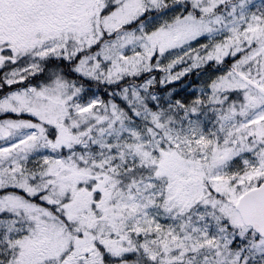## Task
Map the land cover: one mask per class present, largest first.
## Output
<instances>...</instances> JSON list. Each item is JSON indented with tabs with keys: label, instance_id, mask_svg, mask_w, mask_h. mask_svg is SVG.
Returning <instances> with one entry per match:
<instances>
[{
	"label": "snow or ice",
	"instance_id": "6c2138e0",
	"mask_svg": "<svg viewBox=\"0 0 264 264\" xmlns=\"http://www.w3.org/2000/svg\"><path fill=\"white\" fill-rule=\"evenodd\" d=\"M0 264H264V0H0Z\"/></svg>",
	"mask_w": 264,
	"mask_h": 264
}]
</instances>
